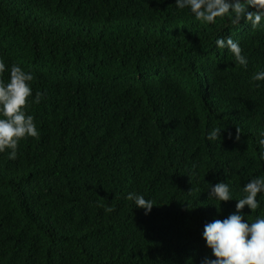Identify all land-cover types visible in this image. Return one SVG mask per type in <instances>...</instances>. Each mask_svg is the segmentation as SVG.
<instances>
[{"label":"trees","instance_id":"obj_1","mask_svg":"<svg viewBox=\"0 0 264 264\" xmlns=\"http://www.w3.org/2000/svg\"><path fill=\"white\" fill-rule=\"evenodd\" d=\"M175 3L0 0V59L33 74L29 99L42 94L28 108L39 136L22 139L14 160L0 153V264L211 256L205 224L235 212L243 186L264 175V81L252 80L264 28L228 15L204 24ZM228 36L246 69L216 46ZM221 181L233 196L222 204L208 198ZM130 192L152 200L150 214ZM242 211L264 218V200Z\"/></svg>","mask_w":264,"mask_h":264},{"label":"clouds","instance_id":"obj_2","mask_svg":"<svg viewBox=\"0 0 264 264\" xmlns=\"http://www.w3.org/2000/svg\"><path fill=\"white\" fill-rule=\"evenodd\" d=\"M178 9L187 8L195 20L204 24H214L218 17L228 15L234 25L244 24L251 29L264 28V0H176ZM216 46L232 54L235 65L245 69L248 59L242 54L239 41L228 36L216 40ZM8 73V79L3 74ZM34 76L25 71L18 63L10 67L0 59V153H7V158H17L18 145L22 139L39 136L34 117L28 114L32 103H39L42 94L37 92L33 97L32 81ZM252 80L264 81V70L253 73ZM223 126L210 130L207 139L214 141L221 138ZM240 129L237 128L235 139L240 140ZM261 156L264 157V131L257 140ZM227 174V173H226ZM209 184L208 198L217 202L233 200L228 183L221 181ZM242 198L235 199V212L223 220L215 219L205 224L203 239L211 249V256H205L200 264H264V218L257 217L254 222L245 220L242 210L247 206L251 213L261 207L258 194L264 193V175L250 179L242 189ZM126 199L133 200L136 207L151 213L154 206L151 199L143 195L128 193ZM219 209V208H218ZM249 216V215H248Z\"/></svg>","mask_w":264,"mask_h":264}]
</instances>
